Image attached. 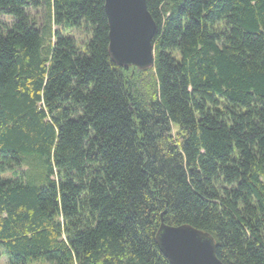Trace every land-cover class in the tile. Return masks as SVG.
Segmentation results:
<instances>
[{
	"label": "trees",
	"instance_id": "1",
	"mask_svg": "<svg viewBox=\"0 0 264 264\" xmlns=\"http://www.w3.org/2000/svg\"><path fill=\"white\" fill-rule=\"evenodd\" d=\"M103 3L0 0V258L170 264L163 223L264 264V0H146L144 70Z\"/></svg>",
	"mask_w": 264,
	"mask_h": 264
},
{
	"label": "water",
	"instance_id": "2",
	"mask_svg": "<svg viewBox=\"0 0 264 264\" xmlns=\"http://www.w3.org/2000/svg\"><path fill=\"white\" fill-rule=\"evenodd\" d=\"M103 2L107 51L112 62L140 70L153 67L156 24L147 11L146 0ZM156 239L170 264H222L215 256L213 238L207 233L161 223Z\"/></svg>",
	"mask_w": 264,
	"mask_h": 264
},
{
	"label": "rangeland",
	"instance_id": "3",
	"mask_svg": "<svg viewBox=\"0 0 264 264\" xmlns=\"http://www.w3.org/2000/svg\"><path fill=\"white\" fill-rule=\"evenodd\" d=\"M29 16H31L32 18L34 17V15H35V12L34 11H32V10H30L29 11ZM26 14H27V16H28V13L26 12ZM3 21H5L6 19L5 18H1ZM29 19L32 21L33 19H31L30 17H29ZM34 21H32V23H33ZM75 38L77 39V40H79L80 39V34H76L75 35ZM7 263V261H6V258L3 256L2 258H0V264H6ZM27 264H51V263H47V262H44V261H28L27 262Z\"/></svg>",
	"mask_w": 264,
	"mask_h": 264
}]
</instances>
